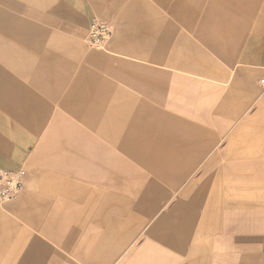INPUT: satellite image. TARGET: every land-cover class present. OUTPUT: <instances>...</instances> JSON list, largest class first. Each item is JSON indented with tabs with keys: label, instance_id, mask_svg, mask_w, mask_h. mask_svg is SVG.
<instances>
[{
	"label": "crops",
	"instance_id": "obj_1",
	"mask_svg": "<svg viewBox=\"0 0 264 264\" xmlns=\"http://www.w3.org/2000/svg\"><path fill=\"white\" fill-rule=\"evenodd\" d=\"M15 1L0 0V30L25 35L37 26L11 15L8 7L13 3L22 8ZM184 2L174 0L171 15L185 23L200 18L201 25L211 30L213 17L221 22L229 15L239 16L240 23L248 17L240 0L201 6ZM113 4V0H54L49 4L50 16L75 25L83 16L81 7L107 12ZM239 21L233 19L230 30L239 29ZM46 33L49 30H39L40 35ZM255 40L254 59L264 63V33ZM28 43L27 37L11 43L0 40V169H17L31 155L34 160L35 131L49 108L48 77L54 73L60 85H66L61 106L94 134L58 112L60 128L87 148L75 156L91 167L67 161L54 164L106 188L107 196L99 194L96 201L127 199L148 206L125 222L105 226L103 232L68 225L62 239L57 237L53 216L41 212L39 202L13 203L9 211L22 219L18 222L0 212V264H264V160L219 150L216 141L196 139L205 129L171 108L175 92L185 93L168 82L169 76L176 75L146 69L130 74L143 94L138 99L90 68V63L106 60L98 54L85 55L78 65L52 52L45 58L43 44L42 54L30 52ZM166 43L162 38L152 45L148 58L153 64L181 71L199 66L197 51L196 59L187 63L185 57L163 54ZM206 43L218 49L209 37ZM185 45L192 44L185 40ZM120 70L116 69L117 75ZM255 111L248 120L264 127V106ZM201 227L208 238L203 243L188 240L189 235L200 236Z\"/></svg>",
	"mask_w": 264,
	"mask_h": 264
},
{
	"label": "rangeland",
	"instance_id": "obj_2",
	"mask_svg": "<svg viewBox=\"0 0 264 264\" xmlns=\"http://www.w3.org/2000/svg\"><path fill=\"white\" fill-rule=\"evenodd\" d=\"M53 1H15L21 4L22 8H17L13 3L8 7L11 15L35 23L37 27H30L25 35L0 30V40L11 43L27 37L28 51L40 53L39 47L43 44L42 52L45 58L52 52L59 57H69L78 65L83 62L85 55L98 54L106 60L90 63V68L119 83L124 91L131 92L138 99L143 97V94L130 74L143 69L151 73L166 70L170 75L177 76H169L168 82L185 91L184 94L175 92L171 107L173 113L183 115L188 121L195 122L205 129L204 132L196 134V139L202 142L216 141L215 148L219 150L226 149L239 156L250 154L254 159L260 157L264 160V127L258 122L248 120V116L254 115L257 107L264 106V63L254 59L257 49L252 48V44L257 42L256 35L264 33V4L259 0H240L248 13L242 23L239 16L229 15V18H223L221 22L213 17L212 30L210 27H203L200 18L185 23L172 16L170 7L174 0H137L135 3L132 0H113L114 4L107 12L84 6L81 7L83 16L75 25L60 23L51 18L49 4ZM184 1L188 6L192 3L201 6L216 0H202V3L200 0ZM224 1L230 3L233 0ZM29 9L32 11L28 12ZM233 19H238L240 23L237 30H230L229 25H233ZM94 22L106 23L111 28V37L103 45L90 44L86 39L87 30ZM226 26L228 30L225 29ZM46 29L49 33L39 34V30L43 33ZM208 37L209 42L214 40L217 50L208 46ZM162 38L167 41L163 54L176 58L185 57L186 62L191 63V60L196 59L194 54L197 51L199 66L191 65L181 71L176 67L166 68L153 64L148 54L152 45H157ZM185 40L192 45L186 46ZM116 69H121L118 75ZM54 75L53 73L48 77L46 101L49 108L42 123L38 125L39 129L35 131L37 138L34 140V149L37 154L35 157L33 155V161L31 155L28 161L20 166L25 169L23 180L26 187L15 200L5 203L0 212L20 222L22 217L10 212L8 206L26 201L34 204L39 202V205L43 206L41 212L48 217L53 216L59 238L63 239L68 225L72 229L80 227L83 231L103 232L105 226L115 224L117 220L125 222L142 212L141 209L146 211L148 203L141 205L127 199L106 198L96 201L99 194L107 196L106 188L90 183L73 172H64L54 164L67 161L91 167L75 156V152L87 148L80 144L72 133L60 128V118L56 116L58 112L73 124L91 132L90 128L79 124L66 106H61L64 96L67 95L66 90H62L66 85H60V80H56ZM146 75L153 76L149 73ZM262 169L264 189V162ZM114 174L120 176L117 172L112 173ZM26 193L31 196L24 197ZM201 228L200 236L192 238L189 235L188 240L199 239L203 243L208 235Z\"/></svg>",
	"mask_w": 264,
	"mask_h": 264
},
{
	"label": "built area",
	"instance_id": "obj_3",
	"mask_svg": "<svg viewBox=\"0 0 264 264\" xmlns=\"http://www.w3.org/2000/svg\"><path fill=\"white\" fill-rule=\"evenodd\" d=\"M111 28L106 23L94 22L90 24L86 39L90 44L103 45L111 37ZM25 169H0V205L15 200L21 192L24 182Z\"/></svg>",
	"mask_w": 264,
	"mask_h": 264
}]
</instances>
